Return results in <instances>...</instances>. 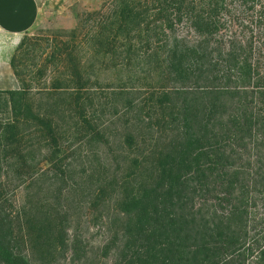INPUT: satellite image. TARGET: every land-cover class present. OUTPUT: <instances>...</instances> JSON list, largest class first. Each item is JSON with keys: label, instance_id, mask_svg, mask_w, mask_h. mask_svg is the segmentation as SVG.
Listing matches in <instances>:
<instances>
[{"label": "trees", "instance_id": "1", "mask_svg": "<svg viewBox=\"0 0 264 264\" xmlns=\"http://www.w3.org/2000/svg\"><path fill=\"white\" fill-rule=\"evenodd\" d=\"M47 48L0 89V264H264V0H107Z\"/></svg>", "mask_w": 264, "mask_h": 264}, {"label": "rangeland", "instance_id": "2", "mask_svg": "<svg viewBox=\"0 0 264 264\" xmlns=\"http://www.w3.org/2000/svg\"><path fill=\"white\" fill-rule=\"evenodd\" d=\"M105 1L107 0H37L39 15L33 26L20 35L2 39V43L4 42L7 46L6 52L10 54L9 68L14 78L16 75L11 66L13 57L17 63L32 56L39 58L41 52L45 51L49 45L59 39H65L78 25L79 18L87 10L97 9ZM0 74H2V81H7L4 68H0ZM16 79L20 86L18 78ZM81 222L79 238L82 246L85 250L86 248L90 250V255L98 253V246L106 235L105 228L101 225V219H86L85 217ZM71 264H79V262ZM87 264H94V261L91 259Z\"/></svg>", "mask_w": 264, "mask_h": 264}, {"label": "crops", "instance_id": "3", "mask_svg": "<svg viewBox=\"0 0 264 264\" xmlns=\"http://www.w3.org/2000/svg\"><path fill=\"white\" fill-rule=\"evenodd\" d=\"M39 15L37 0H0V68L6 71L7 81H2L0 74V89H14L19 83L9 68L10 54L2 39L20 35L33 26Z\"/></svg>", "mask_w": 264, "mask_h": 264}]
</instances>
